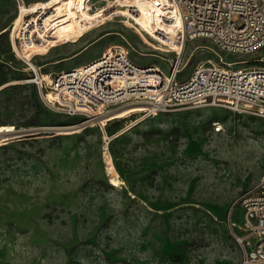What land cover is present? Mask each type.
Returning <instances> with one entry per match:
<instances>
[{
  "label": "rangeland",
  "instance_id": "1",
  "mask_svg": "<svg viewBox=\"0 0 264 264\" xmlns=\"http://www.w3.org/2000/svg\"><path fill=\"white\" fill-rule=\"evenodd\" d=\"M155 1L0 0V125L29 135L0 148V264H242L230 222L243 223L244 211L231 212L264 178L262 119L219 107L148 116L116 106L95 111L97 120L69 115L25 83L22 56L58 73L111 46L169 74L161 58L174 59L179 45L171 10ZM35 33L37 42L14 50L17 34ZM181 59L183 81L208 60L264 67V48L230 54L198 38Z\"/></svg>",
  "mask_w": 264,
  "mask_h": 264
},
{
  "label": "built area",
  "instance_id": "2",
  "mask_svg": "<svg viewBox=\"0 0 264 264\" xmlns=\"http://www.w3.org/2000/svg\"><path fill=\"white\" fill-rule=\"evenodd\" d=\"M160 6L173 11L165 19L175 30L172 41L183 49L198 38L208 39L219 51L230 54H252L264 48V0H164ZM38 39L36 33L26 38L17 34L14 50L19 53V47L22 50ZM172 53L174 59L161 58L169 64V74L156 65H137L127 50L116 46L88 64L58 73L44 74L42 67L25 60L32 73L25 83L45 91V100L69 115L116 106H144L149 116L154 111L166 115L195 107H219L264 121V67L237 66L247 61L219 65L208 60L180 81L185 68L182 54ZM23 137H27L24 132H0V148ZM237 206L244 211L243 223L232 219L230 226L244 250L242 264H264V178L241 195L231 215Z\"/></svg>",
  "mask_w": 264,
  "mask_h": 264
},
{
  "label": "bare ground",
  "instance_id": "3",
  "mask_svg": "<svg viewBox=\"0 0 264 264\" xmlns=\"http://www.w3.org/2000/svg\"><path fill=\"white\" fill-rule=\"evenodd\" d=\"M155 2L157 4H161V3L164 2V0H156ZM169 13L171 15H173V11H170ZM176 52H179V53L183 54V47L181 45H179ZM22 58H24L25 60H28V61H30L31 63L34 64V62L31 61L28 57L22 56ZM42 68H46V65H43ZM46 79H48L50 81V78H46ZM142 107H144V106H142ZM144 109L146 110V107H144ZM97 110L98 111H101V110H104V108H98ZM97 110H93V111H91V113L89 112L88 118H91L92 119V118L95 117V119L98 120L99 118L96 117V115L94 114L95 111H97ZM159 114L160 113L154 111V115L153 116H156V115H159ZM150 116H152V115H150ZM95 119H93V120H95ZM0 128H1L0 132H8L9 134H13V135L19 134V131H20V130L18 131V129L16 127H14L13 125H0ZM126 131L127 130L124 129L123 131H121L118 134H116L115 137L124 134ZM106 164H107V174H108L110 183L113 184V185H115V186L120 185L122 183L121 176H120L118 170L116 169V167L114 165L112 155L109 154V153L106 154Z\"/></svg>",
  "mask_w": 264,
  "mask_h": 264
},
{
  "label": "crops",
  "instance_id": "4",
  "mask_svg": "<svg viewBox=\"0 0 264 264\" xmlns=\"http://www.w3.org/2000/svg\"><path fill=\"white\" fill-rule=\"evenodd\" d=\"M66 59H69V58H66ZM62 60H64V59H62Z\"/></svg>",
  "mask_w": 264,
  "mask_h": 264
},
{
  "label": "water",
  "instance_id": "5",
  "mask_svg": "<svg viewBox=\"0 0 264 264\" xmlns=\"http://www.w3.org/2000/svg\"><path fill=\"white\" fill-rule=\"evenodd\" d=\"M29 135H27V137H28Z\"/></svg>",
  "mask_w": 264,
  "mask_h": 264
}]
</instances>
